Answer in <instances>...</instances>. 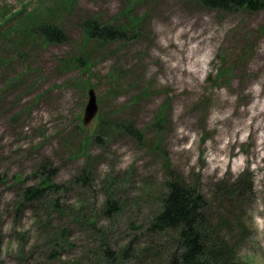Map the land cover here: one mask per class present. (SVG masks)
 Returning <instances> with one entry per match:
<instances>
[{
	"label": "rangeland",
	"instance_id": "1",
	"mask_svg": "<svg viewBox=\"0 0 264 264\" xmlns=\"http://www.w3.org/2000/svg\"><path fill=\"white\" fill-rule=\"evenodd\" d=\"M91 19L124 37L85 39L82 24ZM32 24L60 27L66 41H45L27 31ZM182 30L179 41L197 36L193 63L184 59L195 74L171 66L185 57L171 37ZM90 89L98 111L83 126ZM251 101L264 103V9H211L198 0H0V264L105 261L107 246L119 252L142 233L133 227L146 225L170 176L200 188L226 262L264 264V129L238 127L228 143L215 122L217 109L227 114ZM45 160L63 188L16 211L15 183L38 184ZM83 169L91 185H69ZM108 199L121 207L111 218ZM144 248L141 242L136 255L114 264H149ZM53 249L60 254L51 257Z\"/></svg>",
	"mask_w": 264,
	"mask_h": 264
},
{
	"label": "trees",
	"instance_id": "2",
	"mask_svg": "<svg viewBox=\"0 0 264 264\" xmlns=\"http://www.w3.org/2000/svg\"><path fill=\"white\" fill-rule=\"evenodd\" d=\"M198 1L211 9L229 11L246 9L250 12L264 9V0ZM4 18L10 20L12 17L4 15ZM82 25L84 26V37L87 40L106 42L121 40L124 37L123 29L101 24L94 19L85 21ZM14 31L16 33L23 32L20 27ZM27 31L42 35L43 39L48 42L64 43L66 41L62 29L55 25L32 24L28 26ZM100 118L97 117L96 121ZM161 118L162 116L159 117V119ZM120 128L137 140L143 136L141 131L130 123H122ZM90 137L85 135L84 140L87 141ZM50 164V161L45 160L38 165L35 174L41 172L43 176L36 185L22 186L23 179L18 178V182L15 184H19L21 187L18 191L16 211L29 204L42 202L50 188H63L62 184L57 185L52 181L56 175V168L49 167ZM68 184L91 185V172L83 169L81 173L72 176ZM160 192L156 210L146 225L133 227L139 229L142 227L140 231L142 233L123 245V249L119 248V252L107 246L102 255L105 261L101 260L98 264H114L121 258L131 255L132 252L136 255L141 242L147 246V249L144 248V257L150 261L149 264H229V261L226 262L229 255L226 257V253L218 249L217 233L214 231V227L212 230L213 223L208 215V202L200 188L195 184H187L178 177L170 176L162 183ZM54 206L60 207L59 202L55 201ZM105 206L104 214L109 218L113 217L115 210L121 211L119 203L116 204L114 200L108 199ZM59 254L57 249H53L50 256L56 257Z\"/></svg>",
	"mask_w": 264,
	"mask_h": 264
},
{
	"label": "bare ground",
	"instance_id": "3",
	"mask_svg": "<svg viewBox=\"0 0 264 264\" xmlns=\"http://www.w3.org/2000/svg\"><path fill=\"white\" fill-rule=\"evenodd\" d=\"M185 32V30L179 31L176 35H171L173 40L175 41L177 47L180 50L185 51V57L181 59H178L172 66V68L176 70H180L182 68L188 70L190 74L197 73L196 70H189L184 65V59H187V62H191L193 60V55L195 49L198 47L196 45V48H194L192 45H190L192 38H197L195 34L188 35V39L184 42L179 41V34ZM198 43H201L200 41ZM193 63V62H191ZM195 64V63H194ZM252 98L258 97L259 93L258 91L253 90V93H251ZM221 101L223 104H229V99L226 97V95H222ZM225 104V105H226ZM226 105V106H227ZM250 113V116L248 119H250L249 123H245L243 117L247 115V113ZM232 113H235L234 116H231ZM229 120L231 123V128L228 127L226 122ZM215 122H219L220 127L218 130L217 137L219 140L224 137L228 139V143H230L229 135L231 133H235L236 129L241 126H245L247 128H261L264 129V103H261L259 101H251L249 106H245L244 108L234 111L229 109L227 110V114H224L222 109H217V115L215 116ZM263 142V140H262ZM221 150L224 149V147L220 148Z\"/></svg>",
	"mask_w": 264,
	"mask_h": 264
},
{
	"label": "water",
	"instance_id": "4",
	"mask_svg": "<svg viewBox=\"0 0 264 264\" xmlns=\"http://www.w3.org/2000/svg\"><path fill=\"white\" fill-rule=\"evenodd\" d=\"M97 103L95 100V95L93 93V90H88V102L85 106L84 112H83V118H82V124L83 126H88L92 120L97 115Z\"/></svg>",
	"mask_w": 264,
	"mask_h": 264
}]
</instances>
